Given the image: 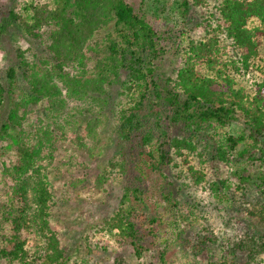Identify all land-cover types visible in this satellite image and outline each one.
I'll list each match as a JSON object with an SVG mask.
<instances>
[{"label":"trees","instance_id":"1","mask_svg":"<svg viewBox=\"0 0 264 264\" xmlns=\"http://www.w3.org/2000/svg\"><path fill=\"white\" fill-rule=\"evenodd\" d=\"M148 1L26 0L20 10H10L0 19V35L17 24L43 51L30 63L17 49L21 71L10 66L4 77L0 73V108L9 105L0 123L4 190L0 194V229L16 238L10 249L0 244V264H69L50 223L55 195L48 176L59 147L73 160L63 163L64 169L57 168L56 174L62 179L76 166L87 168L76 154L86 153L92 158V149L104 142L100 129L108 108L112 109L106 95L115 84L120 85L123 96L115 103L112 126L120 144L118 165L123 173L132 165L137 175L123 185L118 208L96 221L94 228L110 232L118 245L127 244L139 259L148 248L145 233L152 232L160 221L158 211L145 202L149 172H158L165 180L166 170L176 174L180 185L167 181L160 196L167 209L178 207L185 222L198 203L177 196L193 184L201 186L204 174L198 165L222 162L234 168L230 175L208 182L209 192L220 202L236 205L263 231L245 221H240L243 233L232 237L214 232L212 226L204 227L186 239L193 255L191 264H195L198 253L213 247L221 251L213 264L261 262L264 74L252 91L239 85L236 75L254 67L259 56L264 38V0H213L212 5L207 0H177L175 10L182 19L190 7H204L206 13L198 21L201 35L187 40L182 64L164 79L154 77L155 63L164 48L159 43L160 29L150 17L157 12L144 9ZM254 21L259 23L252 24ZM228 45L231 54L226 51ZM69 99L81 104L68 111ZM36 105L44 109L33 111ZM62 112L64 121L58 118ZM232 122L240 124L239 133L227 132ZM177 160L183 171L176 169ZM106 180L105 173L94 178L98 190ZM76 181L81 182L80 178ZM252 190L260 198L257 203L250 198ZM236 192L241 194L239 199H235ZM23 231L30 232L36 243L41 240L42 248H26V239L19 238ZM86 247L89 253L96 252L87 243Z\"/></svg>","mask_w":264,"mask_h":264},{"label":"rangeland","instance_id":"2","mask_svg":"<svg viewBox=\"0 0 264 264\" xmlns=\"http://www.w3.org/2000/svg\"><path fill=\"white\" fill-rule=\"evenodd\" d=\"M23 1L26 0H0V19L6 16L10 10H20ZM176 1L158 0L153 2L149 0L147 6L144 7L149 13L157 12L156 15L150 17L157 24L162 35L159 43L164 48V53L157 59L154 72V77L158 79H164L182 64L183 49H185L184 45L187 40L191 37H199L202 33V26L198 24V21L202 19V14L206 13V8L190 7L187 17L182 19L175 10ZM207 1L212 5L213 0ZM211 10L215 11L213 7ZM255 23L259 22L254 21L252 24ZM221 42L226 45L227 40L222 38ZM19 48L30 63L36 60L35 56L39 57L43 54L42 47L38 42L28 38L17 24H12L4 35H0V73L3 77L6 69L10 66L21 71L16 55V50ZM226 49L231 54L232 50L229 45L226 46ZM259 52V56L254 59V67L236 75L238 84L243 85L248 91L255 88V82L264 74V38ZM18 77L21 78L20 73ZM18 88L13 91L15 97ZM120 90L119 84L112 85L107 90L106 97L110 100L108 104L112 109L108 108L107 116L103 117L105 120L103 128L100 130L104 133L105 140L100 147L95 146L92 149L94 157L90 158L86 153L76 154L81 161L88 165L87 168L82 169L76 166V170L66 173V178L62 179L56 174L57 168L64 169L63 163L73 162V160L63 147H59L55 153L54 168L48 176L50 182L53 183L50 186L51 191L55 195L50 207V223L58 238V245L66 254L69 264H191L193 255L186 246V239L193 233H201L204 231V227L212 226L214 232H222L225 236L232 237L243 233L244 227L240 221H245L247 225H251L252 222L255 230L263 231L257 222L239 212L236 205L231 207L226 202H220L209 192L206 186L208 182L217 177L224 178L230 175L229 173L234 168L222 162H205L198 165L204 174L201 186L193 184L192 187H188L177 196L183 201L198 203L195 209H191L192 214L185 222L180 219L178 207L167 209L160 196L167 181H174L176 185H180L181 181L177 179L176 174L170 169L166 170L167 179L165 180L158 172L148 173L144 185L145 202L151 209L158 211L160 221L155 224L152 232L145 233L148 248L139 259L133 255L127 244L118 245L110 232L94 228L96 221L112 214L118 208L123 195V185L127 182L130 183L132 177L137 175L132 165L125 173L120 170L118 165L120 144L114 137L112 126L115 123L117 110L115 103L123 99V96H120ZM78 104L81 102L76 99L66 101V106L69 108ZM8 107L9 105L5 104L0 108V123L5 120ZM40 107V105H36L34 108L30 106L33 111L38 108L44 109L43 106ZM64 116L65 113L62 112L58 117L59 120L64 121ZM226 130L228 133L237 134L240 131V124L232 122L226 127ZM86 144L92 145L93 143L86 142ZM196 160L195 157L194 165H196ZM176 169L184 170V166H180V160H177ZM101 173L107 174L108 180L103 185V189L98 190L94 184V178ZM83 175H85L84 179ZM77 178H80L81 182H77ZM3 191L0 179V194ZM240 197L241 194L236 192L235 199ZM250 198L253 203L260 200L253 190ZM242 218L245 219L242 220ZM6 227H10V225L7 224ZM19 238L26 239L25 247L30 250L37 247L36 245L38 248L39 245L42 248V241L38 240L36 243L30 232L23 231ZM15 240L16 238H10L8 231L0 229V244L2 246L10 249ZM86 243L92 246V251L96 249V252L89 253ZM220 252L217 247L202 251L194 257L195 264H213L221 254ZM259 258L261 260L259 264H263L264 256L260 255Z\"/></svg>","mask_w":264,"mask_h":264}]
</instances>
